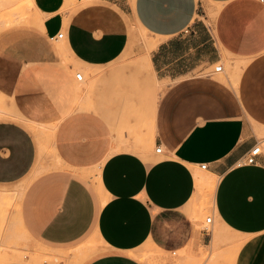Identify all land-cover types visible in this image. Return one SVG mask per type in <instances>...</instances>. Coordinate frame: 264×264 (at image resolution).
<instances>
[{"label": "crops", "instance_id": "obj_1", "mask_svg": "<svg viewBox=\"0 0 264 264\" xmlns=\"http://www.w3.org/2000/svg\"><path fill=\"white\" fill-rule=\"evenodd\" d=\"M60 3L34 0L25 20L0 21V187L27 183L17 202L26 237L41 251L95 237L100 252L85 264H147V244L161 261L187 254L167 264L191 254L264 264V150L245 163L264 148V3L99 0L73 13ZM6 4L0 17L15 10ZM135 25L157 42L152 75L177 81L158 103L138 96L110 117L83 95L76 72L117 61ZM221 61L230 63L222 72L197 71ZM31 124L54 131L51 155H40ZM199 175L210 179V205ZM207 211L209 232L198 228Z\"/></svg>", "mask_w": 264, "mask_h": 264}, {"label": "rangeland", "instance_id": "obj_2", "mask_svg": "<svg viewBox=\"0 0 264 264\" xmlns=\"http://www.w3.org/2000/svg\"><path fill=\"white\" fill-rule=\"evenodd\" d=\"M2 1L5 2V4L7 3L6 5L16 4L12 6L15 7L14 11H9L0 17V21L6 25H11L9 24V20L14 19L15 15L18 16L20 20H25L32 9L35 8L34 0ZM37 1L61 2L59 9L68 10L73 13L78 8L99 0ZM132 30V38H130L128 49L110 66L94 69L90 73H87L82 68L77 69L84 74V80L80 82V85H82L85 90L83 95H89L97 107L104 110L105 114H108L110 117L113 115H125L128 111V107L132 104L131 100L138 96L144 95L146 97L145 99L153 98L154 101L158 103L161 98H165L171 87L177 81L176 79L175 81H167L164 80L166 78L158 75L160 80L152 75L148 57L157 42L144 29L137 25H135ZM220 63L226 66L230 65V63H225L224 61L217 64ZM236 63L244 66L246 62L236 61ZM214 68L215 66L206 68L202 66L198 68L197 71H205L204 75H207L213 72ZM232 86L233 89L238 92V87L234 84ZM123 130L125 129H120V132H123ZM131 134L134 135L133 133ZM150 134L153 135L149 129L143 143L147 142ZM261 134V137H264V127H262ZM35 136L40 155L42 156L44 151L51 155L52 150L50 141L45 140L43 134L35 133ZM142 149L143 148H140L139 151L142 152ZM209 181L210 179L206 180L203 176L199 175L198 187L204 194L203 204L210 205L213 197L209 195ZM26 185L27 183L25 185H15L12 186L11 189L0 187V194H2L0 195V264L8 261H23L28 264H85L94 255L100 252L99 246L101 242L95 237L91 238L83 245L65 251L39 250V246L33 243L31 239H28L23 233L18 222L21 221V216L18 215V211L21 209L19 206L20 203H17L18 195H20ZM208 216H213V212L207 211L204 217L200 218L201 224L198 223L199 229H202L206 225ZM1 243H3V246H1ZM159 249V247L153 244H147L141 249L139 256L147 264H167L171 261V258H179L187 255L185 253H178V256L172 255L169 256L170 258L167 260L161 261L158 257ZM189 260L188 264H204L206 258L204 256L198 258V256L196 257L191 254V256L189 255Z\"/></svg>", "mask_w": 264, "mask_h": 264}, {"label": "built area", "instance_id": "obj_3", "mask_svg": "<svg viewBox=\"0 0 264 264\" xmlns=\"http://www.w3.org/2000/svg\"><path fill=\"white\" fill-rule=\"evenodd\" d=\"M262 3H264V0H260ZM64 35V32L59 33V35L57 36V39L62 38ZM224 71V65L223 64H217L216 67L214 68L213 72H211L210 74L213 73H219ZM211 76V75H210ZM76 79L78 81H83L84 80V74L81 71L76 72ZM156 152L157 153H161L162 152V146H159L156 148ZM263 152V146L261 143H258L257 145H255L249 152V155L247 156L246 159V164H256L257 163V159L258 156ZM244 162H241L240 164H243ZM203 169H206L207 167V163H203L201 166ZM213 221V216H208L206 223L208 225H205L203 227V230L206 232H209L211 230L210 226L212 224Z\"/></svg>", "mask_w": 264, "mask_h": 264}, {"label": "bare ground", "instance_id": "obj_4", "mask_svg": "<svg viewBox=\"0 0 264 264\" xmlns=\"http://www.w3.org/2000/svg\"><path fill=\"white\" fill-rule=\"evenodd\" d=\"M16 21V19H11V20H9L10 21V23L9 24H13L14 22L13 21ZM21 22V21H20ZM148 63H149V66L151 67V64H150V59H149V57H148ZM229 66V65H228ZM216 67V66H215ZM240 71V68H239V66H237L236 67V72L238 73ZM235 72V71H234ZM236 76V75H235ZM234 76V77H235ZM236 77H238V75L236 76ZM1 110H3V109H1ZM3 114H5V113H3ZM6 115V114H5ZM31 127L32 128H34V130H36V132L38 133V134H43L44 135V137H45V140H51L52 139V137H53V133H54V131L53 130H48L47 132H44L43 130H39L38 128H36L34 125H32L31 124ZM214 183L215 182H213V186H214ZM0 195H2V194H0ZM7 198V197H6ZM21 198V197H20ZM22 199V198H21ZM12 200V199H11ZM18 201H19V196H18ZM213 218H214V216H213ZM207 220V219H206ZM206 225H208L207 223H206ZM210 226V228L212 227V224L211 225H209ZM23 230V229H22ZM220 235V234H219ZM215 238V237H214ZM216 239V238H215ZM231 239V238H230ZM3 250V249H2Z\"/></svg>", "mask_w": 264, "mask_h": 264}]
</instances>
